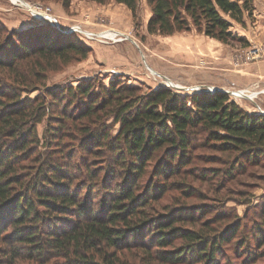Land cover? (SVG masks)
Instances as JSON below:
<instances>
[{
	"label": "trees",
	"instance_id": "16d2710c",
	"mask_svg": "<svg viewBox=\"0 0 264 264\" xmlns=\"http://www.w3.org/2000/svg\"><path fill=\"white\" fill-rule=\"evenodd\" d=\"M114 1L137 16L140 0ZM145 3L148 34L194 31L224 44L243 40L232 22L241 24L253 11L252 0ZM3 29L0 24V264H214L224 255L221 245L234 238L236 254L248 251L249 240L264 241V215L246 237L238 220L218 230L207 217L193 227L210 207L190 209L171 194L161 202L170 191L183 199L195 194L184 179L195 175L188 168L194 160L221 165L198 169L197 176L210 173L221 188L231 182L236 193L247 166H264V114L246 112L219 90L180 95L99 78L61 91L45 88L50 71L91 49L75 33L47 26L8 36ZM34 90L35 98L22 97ZM44 118L42 147L36 125ZM108 120L118 126L115 134ZM203 147L211 153H196Z\"/></svg>",
	"mask_w": 264,
	"mask_h": 264
},
{
	"label": "rangeland",
	"instance_id": "374dc122",
	"mask_svg": "<svg viewBox=\"0 0 264 264\" xmlns=\"http://www.w3.org/2000/svg\"><path fill=\"white\" fill-rule=\"evenodd\" d=\"M42 14L55 19L60 28L53 21L43 19ZM149 17L150 8L145 0H140L135 18L129 9L114 0H104L102 4L91 0H69L67 6L63 5V0H0V24L4 26L1 35L8 36L11 31L31 30L30 32H32L44 26L54 28L59 32L62 31L61 28L77 24L82 29L94 33L110 29L117 30L130 38L109 41L93 35L92 38L82 39L84 42L80 41V43L91 49L90 54L78 61L63 65L57 71H50L45 80V88L61 91L64 87H75L82 80L97 78L101 79L104 84H108L110 81L130 83L142 87V90L167 87L180 95L194 92L190 91V88L200 87V90H204L206 87L210 88L211 86L207 85L190 86V35L148 34L146 23ZM74 36L80 39L79 35ZM154 62L160 71L151 66L155 65ZM147 67L156 71L158 75L150 74ZM0 74L3 75L1 70ZM259 90L264 95V86ZM238 91L244 90L233 89L224 92L229 95L230 100H233L246 112L264 114V98L256 100V105L245 106L243 102L240 104L244 97L232 94ZM244 94L250 95L247 91H244ZM25 95L32 99L35 98L37 92L36 90L29 91L27 94L24 92L22 97ZM106 124L108 128L110 127V132L115 134L118 126L112 124L110 120ZM46 127L45 118L36 125L42 147L45 146L43 141ZM196 153L209 154L211 150L203 147L197 149ZM212 154L218 156L216 152ZM199 161L201 160H194V163L188 166L192 169L194 167L195 175L192 176L188 172L184 176L186 184L189 188L191 186L195 194L188 199H183L179 193H170V191L161 202H167L171 194L176 196L178 203L189 205L190 209L205 205L210 207V211L199 215L197 219L200 220L197 221L198 224L194 223L193 227L198 229L200 223H203L207 217H209V224L218 230L224 229L229 223L238 220L245 225V229L240 234L247 231L246 237H249V227L261 220L264 215V166H247L245 172L238 176L240 184L235 187L237 192L232 193L231 182H227L226 187L221 188L217 184L215 176L210 173L205 175V178L197 176L198 169L201 173V171L206 172V169L209 168L217 169L221 165L210 163L208 160ZM217 214L220 217L218 220H216ZM184 227L190 226L184 224ZM240 234L237 233L236 236ZM234 240L235 238L230 243L221 245L220 248L224 255L215 257L214 264H264V241L257 244L253 240H249L243 246V248L248 246V251L244 254H236L235 249L238 245H233ZM248 252L254 254V260H248ZM52 263L55 261L45 262V264ZM18 264L35 263L22 260ZM136 264L141 263L136 262ZM150 264L169 263L153 261Z\"/></svg>",
	"mask_w": 264,
	"mask_h": 264
},
{
	"label": "crops",
	"instance_id": "0c3cea01",
	"mask_svg": "<svg viewBox=\"0 0 264 264\" xmlns=\"http://www.w3.org/2000/svg\"><path fill=\"white\" fill-rule=\"evenodd\" d=\"M232 31L243 40L224 44L194 31L173 35H190V86L207 85L222 92L244 90L250 95L243 96L240 104L256 105V100L264 98L259 90L264 86V57H257L264 56V0H253L250 18L245 16L241 24L232 22ZM247 56L251 59L246 60ZM154 63L151 66L157 69Z\"/></svg>",
	"mask_w": 264,
	"mask_h": 264
},
{
	"label": "built area",
	"instance_id": "2783aa9c",
	"mask_svg": "<svg viewBox=\"0 0 264 264\" xmlns=\"http://www.w3.org/2000/svg\"><path fill=\"white\" fill-rule=\"evenodd\" d=\"M36 14H38V13L36 12ZM41 17L43 19H47V20L49 19V21H51V22L53 21V23L56 24V20L47 16V15L42 14ZM68 28L70 29V32L75 33L77 36L79 35L81 40L86 39V38H92L93 35H96L100 39L109 40V41H121V40L130 39L127 35L121 33L120 31L113 30V29L94 33L93 31H88V30L82 29L81 26H79L77 24L71 25ZM257 57H264V56H257ZM247 59L248 60L251 59L250 56H247L246 60ZM190 91H201V90H200V87H198V88H190ZM203 91H206L208 93H212V92L216 91V89L206 87ZM232 94H234L236 96H240V97L245 96L244 91H238V92H235Z\"/></svg>",
	"mask_w": 264,
	"mask_h": 264
},
{
	"label": "water",
	"instance_id": "95a60500",
	"mask_svg": "<svg viewBox=\"0 0 264 264\" xmlns=\"http://www.w3.org/2000/svg\"><path fill=\"white\" fill-rule=\"evenodd\" d=\"M58 26V24H56ZM59 27V26H58ZM60 28V27H59ZM62 30H65L67 32H70V29L69 28H61Z\"/></svg>",
	"mask_w": 264,
	"mask_h": 264
},
{
	"label": "bare ground",
	"instance_id": "6f19581e",
	"mask_svg": "<svg viewBox=\"0 0 264 264\" xmlns=\"http://www.w3.org/2000/svg\"><path fill=\"white\" fill-rule=\"evenodd\" d=\"M21 4H23V5H25L24 3H21ZM65 31V30H64ZM72 33V32H71Z\"/></svg>",
	"mask_w": 264,
	"mask_h": 264
}]
</instances>
